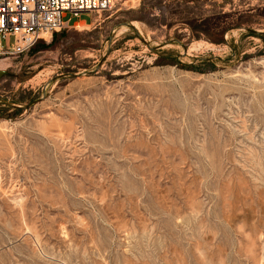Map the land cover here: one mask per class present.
Wrapping results in <instances>:
<instances>
[{
	"label": "rangeland",
	"instance_id": "rangeland-1",
	"mask_svg": "<svg viewBox=\"0 0 264 264\" xmlns=\"http://www.w3.org/2000/svg\"><path fill=\"white\" fill-rule=\"evenodd\" d=\"M2 70L0 264H264V0H114Z\"/></svg>",
	"mask_w": 264,
	"mask_h": 264
},
{
	"label": "built area",
	"instance_id": "built-area-1",
	"mask_svg": "<svg viewBox=\"0 0 264 264\" xmlns=\"http://www.w3.org/2000/svg\"><path fill=\"white\" fill-rule=\"evenodd\" d=\"M114 0H0V56L24 55L43 35L60 33L73 21L108 11ZM75 26V25H73Z\"/></svg>",
	"mask_w": 264,
	"mask_h": 264
},
{
	"label": "bare ground",
	"instance_id": "bare-ground-1",
	"mask_svg": "<svg viewBox=\"0 0 264 264\" xmlns=\"http://www.w3.org/2000/svg\"><path fill=\"white\" fill-rule=\"evenodd\" d=\"M109 11V10H108ZM84 18H90V17H83V18H80L79 20H76V21H73L72 23H73V25H77V23L78 22H80L81 20H84ZM50 35V34H49ZM49 35H43V38L45 37V36H49Z\"/></svg>",
	"mask_w": 264,
	"mask_h": 264
},
{
	"label": "water",
	"instance_id": "water-1",
	"mask_svg": "<svg viewBox=\"0 0 264 264\" xmlns=\"http://www.w3.org/2000/svg\"><path fill=\"white\" fill-rule=\"evenodd\" d=\"M5 75H10V74L5 70L0 71V81L2 80V77H4Z\"/></svg>",
	"mask_w": 264,
	"mask_h": 264
}]
</instances>
